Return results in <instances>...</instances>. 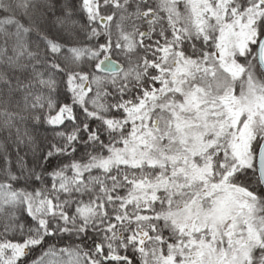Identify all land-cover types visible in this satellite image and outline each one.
<instances>
[{
    "label": "snow or ice",
    "instance_id": "snow-or-ice-1",
    "mask_svg": "<svg viewBox=\"0 0 264 264\" xmlns=\"http://www.w3.org/2000/svg\"><path fill=\"white\" fill-rule=\"evenodd\" d=\"M0 264H264V0H0Z\"/></svg>",
    "mask_w": 264,
    "mask_h": 264
}]
</instances>
